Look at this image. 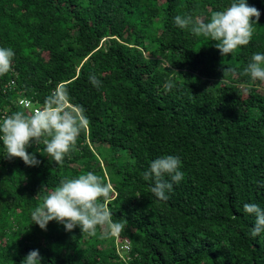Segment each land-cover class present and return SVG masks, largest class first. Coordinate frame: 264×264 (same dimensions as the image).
<instances>
[{
	"label": "trees",
	"instance_id": "trees-1",
	"mask_svg": "<svg viewBox=\"0 0 264 264\" xmlns=\"http://www.w3.org/2000/svg\"><path fill=\"white\" fill-rule=\"evenodd\" d=\"M232 2L0 0V47L15 53L0 76V121L60 86L90 121L62 165L36 152L43 143L27 149L40 161L28 167L6 159L0 142V264L35 249L40 264H264V233L252 237L255 217L243 212L245 203L264 208V82L239 75L264 53V0H246L259 21L249 44L225 57L173 22ZM166 155L180 158L184 178L159 201L143 172ZM87 172L111 185L107 206L127 221L119 236L32 224L41 188Z\"/></svg>",
	"mask_w": 264,
	"mask_h": 264
},
{
	"label": "clouds",
	"instance_id": "clouds-1",
	"mask_svg": "<svg viewBox=\"0 0 264 264\" xmlns=\"http://www.w3.org/2000/svg\"><path fill=\"white\" fill-rule=\"evenodd\" d=\"M259 18V10L249 6L246 0H233L229 7L213 12L210 18H193L186 14L175 16L173 22L180 29H188L196 37L203 36L215 42L214 47L225 57L238 47L249 44L254 32L253 25H257ZM14 56L13 49L0 47V76L12 71ZM161 66L165 70L171 64L162 62ZM239 75L248 77L251 82H264V53H254ZM89 81L93 86H100L94 74L89 76ZM174 86L173 81L169 80L165 82L164 89L170 91ZM242 87L247 90L248 85ZM89 126L90 121L83 106L73 104L67 89L60 86L53 89L34 111H16L5 115L0 121V142L6 151V159L19 158L28 167L38 166L40 161L27 149L43 143L42 152H36L50 158L56 165H62L65 156L75 149L81 133L89 131ZM181 167L180 158L173 155L150 162L148 169L143 172V179L150 183L149 191L157 200L167 201L173 185L183 180ZM259 186L264 188V181ZM40 191L46 194L30 215L32 224L41 230H46L51 221L62 224L66 232L79 227L81 233L89 236H95L97 228H100L104 238L119 236L125 229L127 221L114 220L107 206L111 185L93 172L72 179L65 178L52 190L44 187ZM243 212L255 217L250 235L257 237L264 233V208L255 203H245ZM42 259L39 250L35 249L22 259L21 264H40Z\"/></svg>",
	"mask_w": 264,
	"mask_h": 264
},
{
	"label": "built area",
	"instance_id": "built-area-1",
	"mask_svg": "<svg viewBox=\"0 0 264 264\" xmlns=\"http://www.w3.org/2000/svg\"><path fill=\"white\" fill-rule=\"evenodd\" d=\"M12 84V83H11ZM18 104L24 109V110H27V111H34L37 107H34L31 103V101L29 100H25V99H22L18 102ZM121 251H128L129 250V245L128 244H124L123 246L120 247Z\"/></svg>",
	"mask_w": 264,
	"mask_h": 264
}]
</instances>
